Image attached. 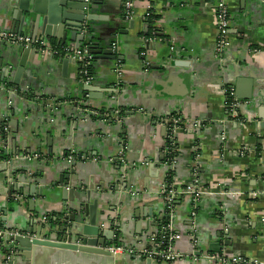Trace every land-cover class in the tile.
Here are the masks:
<instances>
[{
	"label": "crops",
	"instance_id": "1",
	"mask_svg": "<svg viewBox=\"0 0 264 264\" xmlns=\"http://www.w3.org/2000/svg\"><path fill=\"white\" fill-rule=\"evenodd\" d=\"M216 2L136 0L135 16L128 19L125 0H95L96 15L107 17L95 25L99 29L96 31L99 43L104 47L112 43L118 51L115 55L124 57L122 74L116 73L117 59H94L93 82L100 84L95 89L103 96L91 102L94 109L109 112L103 117L79 118L76 129H71L72 117L59 113L56 126L69 138L58 137L52 131V153H48V147L36 145L35 140L39 138L37 125L42 119L24 111V98L16 97L8 104L4 113L6 121L13 124L12 131L6 134L14 137V145L30 149V154L43 153L48 158L30 161L7 155L6 159H0V192H3L6 176L13 170L17 171L16 177L28 174L39 181L33 188L24 189L22 195L14 193L0 197V205H6L8 209L7 225L10 222L25 224L33 208L40 219L43 215L57 217L62 208L63 192L59 181L64 178L66 183L78 187L76 193L94 185L93 192L101 211L99 216L108 225L106 228L115 224L116 231L124 229L125 233H119V237L130 244L110 255L65 250H56L54 254L46 248L35 264H150L136 258L127 247L132 245L141 249L150 245L140 233L147 230L157 233L162 228L166 201L161 185L167 171L163 164L155 166L153 163L158 154L163 153L167 142L159 115L165 119L168 116L163 114L173 109L175 113L171 116L177 113L184 120L202 123L200 130L180 129L175 137L180 152L172 171L173 183L179 188L189 186L196 173V186L206 193L197 209L195 227L191 217L192 195H182L175 204L176 229L184 235L176 243V249L184 256L177 262L153 259L152 264H220L208 257L212 254L225 258L228 255L264 258V0H229L232 46L223 55L215 51ZM9 6V0H0V27L6 29H12L15 21ZM149 11L151 15L146 17ZM152 14L159 31L157 38L146 37L147 21ZM23 30L24 34H29V24ZM48 41L53 47V41L61 44L56 36H48ZM64 46L75 47L70 34ZM177 52L182 60L189 62L177 67H171L172 63L168 65L175 75L172 84L164 83L165 91L183 94L172 100L154 91L162 89L157 82L164 81L168 73L162 65L170 54ZM63 58L66 57L33 51L26 67L28 72L21 83L33 79L34 86L40 91L55 96L69 94L82 100L80 67L73 61L64 66L60 62ZM156 65L160 68L155 69ZM227 87L235 88L237 98L243 101L238 108L242 121L228 113L224 93ZM0 99L7 101L8 97L0 96ZM65 110L72 111L73 108L67 104L62 112ZM84 110L80 108V113ZM129 110L141 112L146 118L129 115L126 113ZM195 143L199 144L200 156L193 159ZM78 153L82 157L73 165L69 157L74 159ZM25 167L31 172L25 171ZM121 175L125 178L120 186L122 189V185L128 184L126 191L111 188L117 186ZM39 183L45 185L43 197L35 194L34 188L41 187ZM82 198L76 195L70 201L73 212L82 208ZM145 213H151L152 217H146ZM160 217L163 219L159 220ZM220 232L222 237H219ZM212 236L223 246L229 239L230 245L211 253L208 242L202 243L201 239L209 240ZM114 243L115 240L110 245ZM5 262L0 243V264ZM221 264L233 263L226 260Z\"/></svg>",
	"mask_w": 264,
	"mask_h": 264
},
{
	"label": "water",
	"instance_id": "2",
	"mask_svg": "<svg viewBox=\"0 0 264 264\" xmlns=\"http://www.w3.org/2000/svg\"><path fill=\"white\" fill-rule=\"evenodd\" d=\"M9 2V8L14 12L15 21L12 29L7 28V30L23 33L24 26L29 24L31 28L30 35L36 36L38 35V30H41V34L47 37L56 36L59 38L62 45L66 44L68 35L70 34V38L75 42V48L87 46L88 52L95 60H116L117 57L124 59L121 55H115L112 43H108L107 47L99 43L96 32L99 31V29H97L95 25L98 20H104L107 19V17L96 15V8L93 6L95 0H9ZM33 51L32 47L23 48V50L20 51L16 46H10L4 42H0V84L2 86L0 96L8 97L7 101L6 99H0V141H3L5 145L4 153L6 155H13L15 158H17V156L23 158L24 153H30V149L28 148L20 149L15 146L14 137H10L6 134L7 131H12L10 127L13 122L10 121L6 123L7 118L4 111L8 108L9 102H12L16 97L24 98L26 101L24 107L26 113L38 115L40 119H42L37 125V134L39 138L35 140V143L38 147H48V153H52L54 145L52 131H54V135L58 137L64 136L62 138H69L64 133H61L58 126H56L59 113H66L69 117H72V121H70L71 129H76L78 128L79 118L85 119L89 116L92 118L96 117L91 100L103 96L101 92L95 89L96 87H100V84L97 82L79 86L80 93L83 95L82 100H76L69 94L59 96L47 94L45 91H40L39 88L34 86L35 81H33V79L21 83L24 74L28 72L26 67L27 64H29ZM71 61L75 62L69 58L60 59V62L63 63L64 66H68V63ZM188 62V60H182L178 52L170 54L162 65L168 71L166 79L164 81L162 80V82H157V85H160L162 89L155 90L154 93L157 95H165L170 99L172 98V100L181 97L183 94H176L170 90L165 91L164 83L168 81L172 84L174 81L175 72L171 68L169 69V63H172V65H170L171 67H177L185 65ZM158 68H160V66L156 65L155 69ZM67 104L71 105L73 110H65L62 112V109L65 108ZM80 108H84L85 110L80 113ZM87 109H89V111ZM40 112H43V114H40ZM78 112L81 115H78ZM126 113L140 116L141 119L146 118L145 115H142L143 113L134 110H129ZM174 113L173 109L163 115L170 117ZM151 116L153 117V115ZM161 118L162 115H159V121L163 124V131L166 135L171 121L169 120L165 123L164 118ZM5 124L7 125L6 129L3 128ZM2 131H4L5 134H3ZM67 152L68 150H66V154H69ZM81 157L82 154L78 153L74 159H71L72 164L76 165L77 159ZM154 161L153 164L155 166L163 164L162 167H165L166 171L169 169L167 165H164L167 160L163 153H159ZM6 166H8V164ZM24 170L31 172L28 167H25ZM71 172L75 173V170L72 169ZM15 173H17V171L15 172V170H13L6 176L4 183H2L3 192H0V197L12 196L14 193L22 195L24 189L30 188L36 182H39L37 179L29 177L27 174L16 177ZM117 180V186L111 187L112 189H117V191L128 190V184L122 185L121 189V179L119 178ZM39 184H41L39 189H36V187L34 188L35 194L43 197L45 196L43 192L45 185L43 183ZM59 184L63 190L61 198L62 208L57 217L50 218L48 221L40 219L39 214L35 213L33 208L30 210L27 220L25 219V224L20 225L15 223V225H13L10 222V225H7V223H9L6 217L8 209L6 205H0V213H3V216L0 217V225L4 224L6 229L20 232L18 235L4 234L0 236L1 247L4 250V260L6 261L5 264H24L25 262L26 264H35V261L39 259V256L41 253L43 254L46 248H49L54 254L57 253V251L65 250L75 253L110 255V251L105 249V247L109 246L113 240L121 243L125 247L126 244L130 245L127 242L124 243L121 237H119V233H125L124 229L119 230L120 232L116 231L115 224H113L111 228H106L108 225L103 218L99 216L101 211L99 208V201L95 198V193L93 192L95 189L94 185L90 184L87 190H83L82 193L79 191V194V192H75V189L78 187L74 186L75 184L73 183H66L64 178L59 181ZM102 189L105 190V187H102ZM76 195H78V197H83L82 200H80L82 208L73 212L70 201H72ZM32 202L36 203L34 200ZM177 202L178 201H176L175 204ZM145 216L152 217V214L145 213ZM163 217H165V215ZM163 217H160L159 220H162ZM152 224L156 225L155 222H152ZM147 225L149 226V221H147ZM113 227H115V229ZM151 233L152 231L147 230L143 233L141 232L140 235H143V239L147 240ZM219 237H222L221 232L219 233ZM143 239L140 240L142 241ZM215 240H217L216 237L212 236L209 240L206 238L201 239V242H208V251L211 253L220 252L224 250V246L230 245L229 239L225 241L224 246L221 245L218 240ZM127 248L132 249L135 247L131 245ZM136 248L138 249V247ZM192 252H195L193 247ZM199 255H201V253H199ZM134 256L139 259H145L147 263L150 264L154 262L152 258L141 255ZM9 257L10 259H8Z\"/></svg>",
	"mask_w": 264,
	"mask_h": 264
},
{
	"label": "built area",
	"instance_id": "3",
	"mask_svg": "<svg viewBox=\"0 0 264 264\" xmlns=\"http://www.w3.org/2000/svg\"><path fill=\"white\" fill-rule=\"evenodd\" d=\"M136 0H125V14L128 19H133L135 16V9H134V3ZM150 11L147 13V16H150ZM214 17L216 22V28H217V38H216V47L215 51L218 55H223L224 53L228 52L232 46V38H231V12H230V5L229 0H217L215 7H214ZM0 42H4L10 46H16L21 48H28L32 47L34 51H40L41 53H49L52 56H64L66 58L72 59L75 62L78 63L79 67L82 65L80 69V80L83 84H92L94 80V76L90 74L88 66L92 63L91 60L92 55L88 52L87 46H83L80 48L75 47H68L62 45L61 49H59L56 46H52L49 44L48 37L44 34L32 36L30 34H24V33H17L11 30L4 29L0 27ZM115 49V50H114ZM114 52H118L115 46L113 47ZM115 52V53H116ZM118 55V54H117ZM120 56V55H118ZM117 64V70L116 73H118L119 76H121V66H122V59L117 57L116 60ZM0 90H2V86L0 84ZM224 93L226 95V106L228 113L236 117L238 120L239 114H238V108L240 105H242V102L240 99L236 96L235 88L233 87H227L224 89ZM231 100V101H230ZM12 102H9V105ZM94 113L97 115V112L94 111ZM171 121L170 125L167 129V137L171 138L173 140V143H175V137L177 136V133L180 129H192V130H200L202 128V123L199 120H184L181 115H175L166 117L164 119L165 123L167 121ZM241 120V119H240ZM242 121V120H241ZM227 138L226 134L223 135V140ZM264 141V137H263ZM5 147L3 141H0V149H3V146ZM194 152L197 153L196 157L198 158L200 156L199 151L200 147L199 144L195 143L193 145ZM178 154L180 152V148H177ZM172 153L171 148L164 147L163 154L166 157V155ZM178 154L174 159H166L167 161L164 163V165H167L169 169L166 173V179L164 183H162L161 193L165 198L166 203V212L165 217L169 219L168 223L157 232V233H151L150 236L147 238L149 240L150 245L144 246L140 248H132L129 249V252L133 255H141L147 258L157 259L160 261H166V262H177L180 261V259L184 256L182 253L177 251L176 249V243L178 241L182 240L184 235L179 232L176 229V217H177V211H176V205L175 202L179 201V199L184 194H191L192 195V212L191 217L193 218V224L195 225V219L197 216V209L199 206V203L203 197V195L206 193V191L202 190L200 187H197L196 184L198 180H196V173L194 176V182L186 187H176L175 184L169 183L167 181L168 173L169 171H173L176 168L177 163V157ZM23 157L27 160H42L45 159L48 156H45L43 153H35V154H26ZM195 157V159H196ZM46 158V159H47ZM70 160L72 157H69ZM197 164V162H196ZM197 166V165H196ZM194 172H196V168L194 165ZM28 175V174H27ZM30 177V175H29ZM121 181L125 178L124 175H121L119 177ZM130 192L135 195L136 193L131 189ZM43 221H48L50 219L49 216L44 215ZM264 221V219H263ZM4 234L8 235H18L20 234L19 231H13L8 230L3 226L0 228V236H3ZM193 238V236L191 237ZM196 241V240H195ZM105 249L109 250L110 252H116L117 250H124L125 246L123 245H109L105 247ZM229 257L225 258L224 255H214L208 256L212 260L218 261L220 264L226 260H230L233 264H264V258H254V257H245L242 255H228ZM10 259V257L8 258Z\"/></svg>",
	"mask_w": 264,
	"mask_h": 264
},
{
	"label": "trees",
	"instance_id": "4",
	"mask_svg": "<svg viewBox=\"0 0 264 264\" xmlns=\"http://www.w3.org/2000/svg\"><path fill=\"white\" fill-rule=\"evenodd\" d=\"M148 24H149V30H148V32H147V35H146V37L147 38H157V36H158V30L156 29V27H155V24H154V15L152 14V16H151V18H149L148 19ZM53 44H55V46H58V48L59 49H61V47H62V45L61 44H59V43H57V42H55V41H53ZM61 57H63V56H61ZM91 64L88 66V69H89V72H90V74H92L93 76L95 75V71H94V63H95V60L94 59H92L91 60ZM82 65H80V69L82 68L81 67ZM231 101V100H230ZM95 111L97 112V115H96V117L98 118V117H103L107 112H109V111H106V110H104V109H101V110H99V109H95ZM176 115H178L177 113H176ZM106 118H111V116H107ZM6 123H8V122H6ZM6 127H7V125L5 124V125H3V128H5L6 129ZM7 131V130H6ZM2 133L3 134H5V132L4 131H2ZM165 147H169V148H171V151H172V153H170V154H168V155H166V159H174L175 157H176V155L178 154V151H177V148H178V145L176 144V143H173V140L171 139V138H169V137H167V142H166V145H165ZM196 154L197 153H195V152H193L192 153V155H193V159H195V157H196ZM6 154L4 153V151H3V149H0V159H6ZM172 176H173V172L172 171H169V173H168V177H167V181L169 182V183H172L173 182V180H172ZM165 219H163V221H162V226H164V225H166L167 223H168V221H169V219L167 218V217H164ZM3 226V224H1L0 225V228ZM115 245H118V246H120V245H122L121 243H119V242H116V243H114Z\"/></svg>",
	"mask_w": 264,
	"mask_h": 264
}]
</instances>
